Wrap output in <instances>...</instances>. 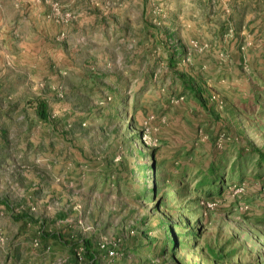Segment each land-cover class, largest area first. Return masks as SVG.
I'll list each match as a JSON object with an SVG mask.
<instances>
[{
	"label": "rangeland",
	"instance_id": "rangeland-1",
	"mask_svg": "<svg viewBox=\"0 0 264 264\" xmlns=\"http://www.w3.org/2000/svg\"><path fill=\"white\" fill-rule=\"evenodd\" d=\"M258 151L264 0H0V264H264Z\"/></svg>",
	"mask_w": 264,
	"mask_h": 264
},
{
	"label": "trees",
	"instance_id": "trees-1",
	"mask_svg": "<svg viewBox=\"0 0 264 264\" xmlns=\"http://www.w3.org/2000/svg\"><path fill=\"white\" fill-rule=\"evenodd\" d=\"M183 82L186 88H188L189 91H191L193 94H195L196 98L203 102V95L201 93V89L200 87L193 82L188 81L185 77H183ZM258 161H257V166L258 167H264V152L262 151H258ZM243 154H244V150L241 149L239 155L237 156L238 159H242L243 158ZM167 161H164L162 163L161 166H164L166 164ZM176 160H171L168 162V164L171 166V170L169 171L170 174H172L173 180L177 181L180 179H184L186 177V171H184V169H180L179 167L175 166ZM217 169L218 167L212 166L210 168V172L207 171L206 173H200L202 179L200 182V188L205 186L208 187V189H206L207 191H204V194L210 197L213 196H221L223 193V189H224V173L223 174H217ZM260 176V175H259ZM184 187L181 188V191H184L183 189ZM264 200V198H263ZM261 210L260 212L257 214V221L261 222V220H264V205L261 206Z\"/></svg>",
	"mask_w": 264,
	"mask_h": 264
}]
</instances>
